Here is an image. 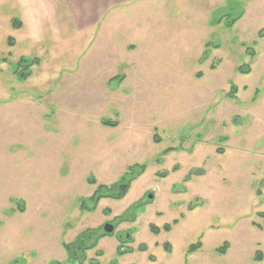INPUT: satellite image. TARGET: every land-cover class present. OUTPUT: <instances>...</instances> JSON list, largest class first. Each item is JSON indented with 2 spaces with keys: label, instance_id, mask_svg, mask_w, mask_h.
<instances>
[{
  "label": "rangeland",
  "instance_id": "374dc122",
  "mask_svg": "<svg viewBox=\"0 0 264 264\" xmlns=\"http://www.w3.org/2000/svg\"><path fill=\"white\" fill-rule=\"evenodd\" d=\"M52 23L43 1L0 0V264H74L63 244L115 218L89 264H264V0H144L97 27ZM130 173L120 200L82 208L90 179Z\"/></svg>",
  "mask_w": 264,
  "mask_h": 264
},
{
  "label": "trees",
  "instance_id": "16d2710c",
  "mask_svg": "<svg viewBox=\"0 0 264 264\" xmlns=\"http://www.w3.org/2000/svg\"><path fill=\"white\" fill-rule=\"evenodd\" d=\"M234 23V20H229V26H232ZM20 26V23L16 20L13 21V28H18ZM261 33H264V29L261 30ZM9 41V44L12 45V40L11 39H8ZM24 61H26L24 58L21 60V62H19L18 64H16V69L17 68H20L22 67L23 69H21V71L19 73H24L25 70L28 69V67L24 66ZM31 64L33 63V61L30 62ZM26 65H28V62H26ZM104 125L105 126H111V127H115V124H111L110 122H104ZM171 150L168 149L165 151V153H168L170 152ZM133 168L130 167L128 171L131 172ZM136 170V168H134L133 170V173L134 171ZM175 170V168L173 169ZM139 172H143V170H139ZM129 176H132L131 179L129 178V180L127 181V183H125V181L123 182H120V183H117V184H113V185H110V186H105V185H102V184H98L94 179H90L88 181V183L90 185H94L96 186V189L95 191L93 192V194L91 195L90 198L86 199V200H81V206L83 209H87L91 212H94V210H96V206L98 205L99 201L102 200V199H105V198H111V199H114V200H120L122 197H124V195L126 194L128 188H129V183L131 181H133L135 179L134 174H129ZM127 177V176H126ZM190 177V176H189ZM87 204V205H86ZM197 205L196 203L194 204H190L188 206V210L189 211H193L194 209H196ZM261 217H264V215H260ZM179 220H181L183 218V216H179ZM178 224V220H173L171 223L169 224H166L164 225L162 228H158L154 225H150L149 227V231L151 234L153 235H158L160 232H170L172 227L177 225ZM96 234L94 230H86L85 232H83L81 235H79L76 239V242L73 243V244H63V248L67 251V252H70L72 247L77 243V242H87V243H90L89 241H93V239L97 240L99 237H103V236H107L106 234L104 233H101L100 235H94ZM95 240V241H96ZM96 246V244L93 242L89 248H94ZM202 247V244H201V240L199 239L196 243L190 245L189 247H187L186 249V255L189 256V255H192L196 252H198ZM163 248L166 252L170 253L171 252V248H170V245L168 244H164L163 245ZM226 248H227V243H224L222 245L221 248H218L217 249V252L219 254H223L225 253L226 251ZM142 250H145V247L142 246L141 247ZM127 252H131V251H127ZM126 251H121L119 250L118 251V254L121 256V255H124L125 253H127ZM99 255V254H98ZM261 254H257V261L261 260ZM150 261H153V258H150ZM93 264H96V262H94Z\"/></svg>",
  "mask_w": 264,
  "mask_h": 264
},
{
  "label": "crops",
  "instance_id": "0c3cea01",
  "mask_svg": "<svg viewBox=\"0 0 264 264\" xmlns=\"http://www.w3.org/2000/svg\"><path fill=\"white\" fill-rule=\"evenodd\" d=\"M43 1L53 26L97 27L112 12L144 0H32ZM111 198L100 200L105 203ZM114 216L118 214L113 213ZM102 239V238H101ZM100 239V240H101ZM118 245V244H117ZM101 251V250H100Z\"/></svg>",
  "mask_w": 264,
  "mask_h": 264
},
{
  "label": "flooded vegetation",
  "instance_id": "af4514ba",
  "mask_svg": "<svg viewBox=\"0 0 264 264\" xmlns=\"http://www.w3.org/2000/svg\"><path fill=\"white\" fill-rule=\"evenodd\" d=\"M114 200V199H113ZM131 216V215H130ZM129 218V217H128ZM131 218H133V216L131 217ZM134 219V218H133ZM132 219V220H133ZM113 221L115 222L113 225H111V224H108V225H111L112 227H113V231H114V229L116 228L115 226H116V224L119 222V220H117L116 218L115 219H113ZM106 224H104L101 228H99V229H92V230H94L95 231V233L96 234H94V235H100L101 233H104V231H103V228H104V226H105ZM114 232H112V233H110V234H106L107 236H111L112 234H113ZM105 234V233H104ZM103 237H106V236H103ZM103 237H99L96 241L93 239V242L96 244V246L94 247V248H96L97 247V245H98V240H100L101 238H103ZM119 238H118V242H119V250H121L122 252L123 251H125V249L123 248V244L127 241H129L130 240V237L127 235V234H120V236H118ZM126 238V239H125ZM77 239V238H76ZM76 239L72 242V244L73 243H75L76 242ZM124 240H126V241H124ZM90 247V245H89V243H87L86 244V241L85 242H77L73 247H72V249H71V251L70 252H68V254H69V258L72 260V262H74V264H84V263H88L89 264V261H90V259H87L86 258V253L89 251V249H92V248H89ZM93 248V249H94ZM118 250V251H119ZM128 251H130V250H128ZM67 252V251H66ZM132 252V251H131ZM97 254H99V256L101 255V252L100 251H97L96 252ZM126 254V253H125ZM124 254V255H125ZM123 256V255H122ZM94 263V262H93Z\"/></svg>",
  "mask_w": 264,
  "mask_h": 264
},
{
  "label": "water",
  "instance_id": "95a60500",
  "mask_svg": "<svg viewBox=\"0 0 264 264\" xmlns=\"http://www.w3.org/2000/svg\"><path fill=\"white\" fill-rule=\"evenodd\" d=\"M147 198H148V199H151V196L148 195ZM103 231H104L105 234H110V233L113 232V227H112L111 225L106 224V225L104 226V228H103Z\"/></svg>",
  "mask_w": 264,
  "mask_h": 264
}]
</instances>
